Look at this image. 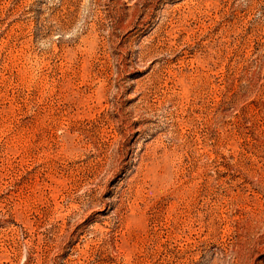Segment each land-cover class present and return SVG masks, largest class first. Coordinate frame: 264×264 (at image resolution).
I'll use <instances>...</instances> for the list:
<instances>
[{
  "label": "rangeland",
  "instance_id": "1",
  "mask_svg": "<svg viewBox=\"0 0 264 264\" xmlns=\"http://www.w3.org/2000/svg\"><path fill=\"white\" fill-rule=\"evenodd\" d=\"M0 264H264V0H0Z\"/></svg>",
  "mask_w": 264,
  "mask_h": 264
}]
</instances>
